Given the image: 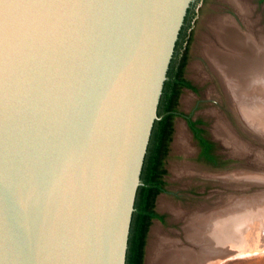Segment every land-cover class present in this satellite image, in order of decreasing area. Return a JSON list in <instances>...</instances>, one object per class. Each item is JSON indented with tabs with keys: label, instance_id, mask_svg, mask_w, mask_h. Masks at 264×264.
I'll return each mask as SVG.
<instances>
[{
	"label": "water",
	"instance_id": "water-1",
	"mask_svg": "<svg viewBox=\"0 0 264 264\" xmlns=\"http://www.w3.org/2000/svg\"><path fill=\"white\" fill-rule=\"evenodd\" d=\"M192 1L0 0V264H126Z\"/></svg>",
	"mask_w": 264,
	"mask_h": 264
},
{
	"label": "rangeland",
	"instance_id": "rangeland-1",
	"mask_svg": "<svg viewBox=\"0 0 264 264\" xmlns=\"http://www.w3.org/2000/svg\"><path fill=\"white\" fill-rule=\"evenodd\" d=\"M246 2L252 8L249 18H254L253 20L256 21L255 28L264 31V1L246 0ZM239 13L230 1L201 0L192 29L186 66V75L195 83L197 90L182 91L178 103L180 113L172 118V135L164 157L165 186L157 196L155 204L157 211L164 216V220L155 218L149 227L144 264H149L155 228H160L165 235L179 238L183 246L200 251L199 245L187 238L188 223L194 222V219L201 223L210 212L216 215L218 209L230 205L239 198H245L247 203L245 207H241L235 215L231 214L229 219L223 220L220 225L225 235L218 247L220 250L225 249L220 254H224L225 251L228 253L213 264H264V202L259 203L254 200L260 199L261 196L264 198L262 195L264 179H260L264 177V164L260 156L264 154V143L246 129L244 125L253 130L244 120L237 105H233L234 102L220 85L218 75L216 76L210 68L202 52L203 40L207 36L214 37L211 23L219 15L233 16L243 30L247 28V20ZM236 108L237 112L233 110ZM185 115H191L195 119L203 118L206 121L208 136L218 144L220 162L218 165H211L200 157V147ZM182 124L188 133L187 148L177 145L179 128ZM218 127L223 129L221 135L216 132ZM254 130L255 133L259 131L258 128ZM259 133L257 136L263 138L264 133ZM225 137L227 139H224ZM236 172H246L260 178L259 180L254 179L255 177L242 178L234 175ZM239 181L246 183L240 184ZM219 249L214 247L213 257L220 255L217 253Z\"/></svg>",
	"mask_w": 264,
	"mask_h": 264
},
{
	"label": "bare ground",
	"instance_id": "bare-ground-1",
	"mask_svg": "<svg viewBox=\"0 0 264 264\" xmlns=\"http://www.w3.org/2000/svg\"><path fill=\"white\" fill-rule=\"evenodd\" d=\"M227 1L233 3L239 10V14L247 20V28L243 30L233 16L219 15L211 23L214 37L207 36L203 40L202 52L210 68L218 75L225 92L234 102L233 105H237L244 120L247 121L246 123H249L253 130L258 128L257 133H264V31L256 29V21L253 20L254 18H249L252 14V8L246 0ZM233 110L237 112V108ZM222 130L218 127L217 134L221 135ZM229 143L231 142L229 141ZM177 145L182 148H187L189 145L188 133L183 124L179 128ZM260 156L262 157L261 162L264 164V154ZM234 175L248 179L255 177L254 179L258 178L259 180L260 178V176H252L246 172H236ZM260 179H264V177ZM254 200L259 203L264 202L262 196L260 199ZM246 204L245 198L235 199L230 205L218 209L216 215L210 212L201 223L195 219L194 222L188 223L186 226L187 238L198 244L200 251L183 246L179 238L165 235L160 228H155L151 241L149 264H213L214 261L222 259L223 255L228 252L225 251L224 254H220L225 250H220L218 247L225 235L220 225L223 220H227L231 214L235 215ZM214 247L219 249L217 253L220 254L215 257L212 256Z\"/></svg>",
	"mask_w": 264,
	"mask_h": 264
},
{
	"label": "trees",
	"instance_id": "trees-1",
	"mask_svg": "<svg viewBox=\"0 0 264 264\" xmlns=\"http://www.w3.org/2000/svg\"><path fill=\"white\" fill-rule=\"evenodd\" d=\"M175 56L172 58L168 70V78L165 81L163 92L158 106L159 118L156 119L147 153L145 156L141 173V185L137 191L135 210L133 212L129 244L127 250L126 264H142L144 245L148 227L151 219L159 218L164 220V216L153 210L156 195L164 190V157L168 151V144L172 135V118L176 100V82L178 74L174 68ZM191 87L190 82L184 83ZM178 93H176L177 95ZM196 139L201 146L200 157L210 163H217V158L213 154L214 143L203 137V130L196 126L201 120L194 121L188 119Z\"/></svg>",
	"mask_w": 264,
	"mask_h": 264
},
{
	"label": "flooded vegetation",
	"instance_id": "flooded-vegetation-1",
	"mask_svg": "<svg viewBox=\"0 0 264 264\" xmlns=\"http://www.w3.org/2000/svg\"><path fill=\"white\" fill-rule=\"evenodd\" d=\"M200 4H201V0H193L191 2V5H190V7L188 9V12L186 14L183 26L181 28V31L179 33V37H178V40H177V43H176V46H175V51H174L173 57L175 56L174 68H175V71L178 74V76H177L178 77V82H176V93H178V94L176 95V93H175V96H174V98L176 100V105H175V108H174V116L176 114L180 113V111L178 110V103H179V99H180V95H181L182 91L185 90V89H192L194 91L197 90V87H196L195 83L191 79H189L188 76L186 75V66H187L188 51H189V46H190V41H191V36H192V29H193V26H194L195 19H196L197 15H198V10H199ZM218 79H219V77H218ZM185 82H190L192 86L191 87L186 86L184 84ZM219 82H220V85L222 86L220 79H219ZM185 116L187 118V122H188V119H192L194 121L201 120V122L197 123L196 126L203 130V137L205 139H207L210 142L214 143L213 154L216 156V158L218 160L219 159L218 158V152H217L218 144L211 137L208 136L206 121L203 118H196L195 119L191 115H185ZM188 124H189V122H188ZM192 132H193V130H192ZM193 134H194V132H193ZM194 136H195V134H194ZM195 139H196V137H195ZM196 141L198 143V146L200 147L199 149H200V152H201V146L199 144V141L197 139H196ZM205 161L208 162L207 160H205ZM208 163H210V162H208ZM219 163L220 162L217 161V163H215V164H213V163H210V164L216 166ZM161 192H159V193H161ZM159 193L156 195L155 201H154L153 210L155 212H158L157 209H156L155 204H156V198L159 195ZM159 214H161V213H159ZM154 219L155 218L151 219V223H152V221ZM151 223H150V225H151ZM150 225H149V227H150ZM149 227H148V231H149ZM148 231H147V235H148ZM147 235H146V240H145V245H144V254H143L142 264H144V255H145V247H146V242H147Z\"/></svg>",
	"mask_w": 264,
	"mask_h": 264
}]
</instances>
